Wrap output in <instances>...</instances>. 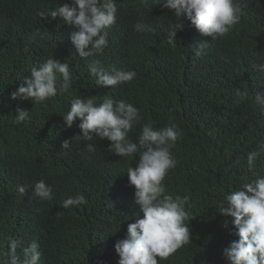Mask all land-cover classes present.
<instances>
[{
	"label": "trees",
	"instance_id": "obj_1",
	"mask_svg": "<svg viewBox=\"0 0 264 264\" xmlns=\"http://www.w3.org/2000/svg\"><path fill=\"white\" fill-rule=\"evenodd\" d=\"M100 1L0 0V264H264V0Z\"/></svg>",
	"mask_w": 264,
	"mask_h": 264
},
{
	"label": "clouds",
	"instance_id": "obj_2",
	"mask_svg": "<svg viewBox=\"0 0 264 264\" xmlns=\"http://www.w3.org/2000/svg\"><path fill=\"white\" fill-rule=\"evenodd\" d=\"M131 1H134V0H131ZM141 1H143V0H141ZM206 2H207L208 7H211L212 8L211 10H213L217 16H219L222 19L225 18L222 6H221V4H219L218 0H206ZM100 3H101V8H102L103 12L109 18L113 17L112 6H111L112 3L109 0L100 1ZM133 15H135V14H133ZM80 99L81 98H79L78 106L80 103ZM91 121L92 120L89 119L86 124L90 123ZM91 135H92L91 137H93V140L95 143H97L99 141V139L101 138V143L104 145V144L108 143L109 137L112 135V132L110 130H107V129L104 130L103 128H95L91 132ZM123 157L129 158V161L127 163L128 166L125 170V174L126 173L128 174V172H132L133 170L138 169V164L140 162L135 158L134 154H124ZM139 245H140V243H139Z\"/></svg>",
	"mask_w": 264,
	"mask_h": 264
}]
</instances>
